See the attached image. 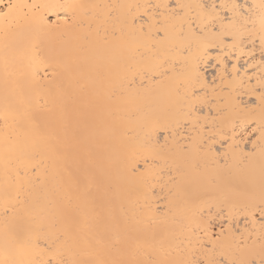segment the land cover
I'll use <instances>...</instances> for the list:
<instances>
[{
	"label": "bare ground",
	"instance_id": "obj_1",
	"mask_svg": "<svg viewBox=\"0 0 264 264\" xmlns=\"http://www.w3.org/2000/svg\"><path fill=\"white\" fill-rule=\"evenodd\" d=\"M0 264H264V0H0Z\"/></svg>",
	"mask_w": 264,
	"mask_h": 264
}]
</instances>
